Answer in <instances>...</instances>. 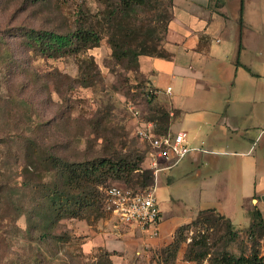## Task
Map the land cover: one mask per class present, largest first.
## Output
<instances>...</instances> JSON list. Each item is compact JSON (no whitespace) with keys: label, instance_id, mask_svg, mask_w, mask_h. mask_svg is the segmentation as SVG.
Wrapping results in <instances>:
<instances>
[{"label":"rangeland","instance_id":"1","mask_svg":"<svg viewBox=\"0 0 264 264\" xmlns=\"http://www.w3.org/2000/svg\"><path fill=\"white\" fill-rule=\"evenodd\" d=\"M111 2L117 7L118 0ZM106 7L97 0H0V264H209L210 255L202 261L186 257L192 239L201 234L210 252L227 248L250 255L256 247L263 254L262 229H231L234 238L219 217L207 220L216 222L207 231L192 226L169 256L168 246H145L139 238L144 232L90 210L84 219L47 222L42 211V222L30 219L28 212L40 198L30 188L53 181L62 162L141 154L139 126L159 125L152 118L160 102L148 95L151 86L133 62L112 57L106 23L100 46L83 55L48 57L28 42L33 31L65 34L75 29L82 10L96 15V22ZM171 11V0H150L148 7L117 19L143 27L148 35V28ZM156 31L165 48L161 24ZM83 58L93 61L89 84L80 75ZM49 157L60 159L58 168L45 163ZM142 166L148 170L145 160ZM106 183L127 186L118 180ZM110 219L115 222H106Z\"/></svg>","mask_w":264,"mask_h":264},{"label":"crops","instance_id":"2","mask_svg":"<svg viewBox=\"0 0 264 264\" xmlns=\"http://www.w3.org/2000/svg\"><path fill=\"white\" fill-rule=\"evenodd\" d=\"M165 50L141 71L193 151L158 174L159 234L139 237L153 249L204 211L236 230L264 219V0H172Z\"/></svg>","mask_w":264,"mask_h":264},{"label":"trees","instance_id":"3","mask_svg":"<svg viewBox=\"0 0 264 264\" xmlns=\"http://www.w3.org/2000/svg\"><path fill=\"white\" fill-rule=\"evenodd\" d=\"M97 1L107 5L104 12L99 14V17L101 15L99 20L96 19L97 21L94 22L96 15L90 16V14L86 13L84 15L85 11L82 10L75 21V29L65 34L54 31L30 32L27 35L30 46L38 49L42 55L48 57L83 55L88 50L100 46L103 39V26L106 23L110 35L109 43L112 49V57L117 61L129 60L135 64L136 71H141V59L144 57L171 59V55L165 48H160V43L163 39L156 34V29L161 24L162 31L166 37L168 25L172 19V11L170 16H163L162 19H159L154 28H148L147 35L143 27L135 23H130L126 26L123 22L121 24L117 18L124 13L148 7L150 0H118L117 7L112 4V0ZM98 21H102V26H99ZM92 64L93 61L89 58H83L80 62L82 82L84 81L87 84H89L87 81L92 78L88 71L93 66ZM148 95L151 97L156 96L158 99L157 91L153 88L149 90ZM172 113L173 115L162 104L155 107L152 120L159 123L155 129L157 134H167L171 131L173 119L177 116L175 111H172ZM145 157L146 150H143L141 154L134 153L123 158H98L77 163L62 162L59 171L57 170L56 174H54L53 181L44 183L36 189L30 188L32 192L40 195V198L33 206L34 208L28 212L30 219L33 218L42 222L40 211H42L44 220L47 222H60L64 219H84L85 211L88 210L94 214H99L101 217H108L109 212L106 208V196L104 193V190L110 187L106 183L107 181H123L127 185L125 187L138 192L142 191L140 189L150 188L154 185L155 178L153 173L150 170H144L142 166ZM45 163L51 166L57 164L58 168L60 159L49 157L45 160ZM27 187H29V184H25L22 189L26 190ZM137 187L140 189H137ZM20 191L21 189H19ZM218 217L225 223L229 233L232 234L230 232L231 229L234 233L236 232V229L233 228L232 223L228 219L216 214L213 210L201 212L196 221L178 229L174 241L166 248L168 256L177 252L184 233L190 231L192 226L196 230L199 228L207 231L216 224V222H207V220H215L214 218ZM252 218L253 222L248 227V230L254 233L256 230L262 229L261 232H264V219L261 214L252 212ZM232 235L234 238L236 237L235 234ZM208 241L205 234L194 237L186 257L189 259L194 257V259L202 261L210 255L209 264H264V253L261 254L256 247H252L250 255H236L227 248L210 252L207 250ZM199 248L200 251L197 254L195 250Z\"/></svg>","mask_w":264,"mask_h":264},{"label":"built area","instance_id":"4","mask_svg":"<svg viewBox=\"0 0 264 264\" xmlns=\"http://www.w3.org/2000/svg\"><path fill=\"white\" fill-rule=\"evenodd\" d=\"M170 92V89H167ZM146 150L145 161L155 178L147 192L134 191L125 186L112 185L104 190L109 216L122 225L130 226L157 237L161 209L155 195V183L159 172L169 169L188 156L193 148L186 131L157 134L153 124H142L137 130ZM166 165H163L165 164Z\"/></svg>","mask_w":264,"mask_h":264}]
</instances>
